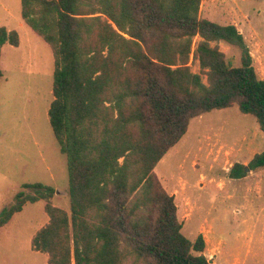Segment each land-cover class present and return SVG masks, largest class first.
Wrapping results in <instances>:
<instances>
[{"label": "trees", "instance_id": "obj_1", "mask_svg": "<svg viewBox=\"0 0 264 264\" xmlns=\"http://www.w3.org/2000/svg\"><path fill=\"white\" fill-rule=\"evenodd\" d=\"M201 1L20 0L22 20L53 54L47 114L66 157L69 210L52 203L51 185L24 183L0 227L44 201L48 221L31 248L47 264H215L201 234L182 233L154 168L192 118L214 109L237 106L264 134V79L236 25L201 18ZM219 42L240 50L238 66ZM19 43L17 31L0 26V56L4 44ZM246 167L264 169V148L229 177H245Z\"/></svg>", "mask_w": 264, "mask_h": 264}, {"label": "rangeland", "instance_id": "obj_2", "mask_svg": "<svg viewBox=\"0 0 264 264\" xmlns=\"http://www.w3.org/2000/svg\"><path fill=\"white\" fill-rule=\"evenodd\" d=\"M199 16L236 25L257 75L264 77V0H202ZM0 26L17 31L20 38L17 47H1L0 212L14 202L24 183L35 182L51 185L52 203L68 211L66 157L47 114L53 99L52 51L22 20L20 0H0ZM198 40L193 38L192 48ZM218 46L233 65L240 64L237 47ZM189 65L199 72L192 57ZM263 148L264 134L253 116L237 106L214 109L192 118L154 168L174 196L182 233L191 240L201 234L204 255L215 264H264V169H248L240 179L229 177L234 163L247 165ZM44 204L26 203L0 227V264H47L46 255L31 248L32 236L48 221Z\"/></svg>", "mask_w": 264, "mask_h": 264}, {"label": "water", "instance_id": "obj_3", "mask_svg": "<svg viewBox=\"0 0 264 264\" xmlns=\"http://www.w3.org/2000/svg\"><path fill=\"white\" fill-rule=\"evenodd\" d=\"M247 170H248V168L246 167V168H245V171H247ZM208 262H209V263H212V260H208Z\"/></svg>", "mask_w": 264, "mask_h": 264}, {"label": "crops", "instance_id": "obj_4", "mask_svg": "<svg viewBox=\"0 0 264 264\" xmlns=\"http://www.w3.org/2000/svg\"><path fill=\"white\" fill-rule=\"evenodd\" d=\"M1 57V56H0ZM262 79H264V77H261Z\"/></svg>", "mask_w": 264, "mask_h": 264}]
</instances>
